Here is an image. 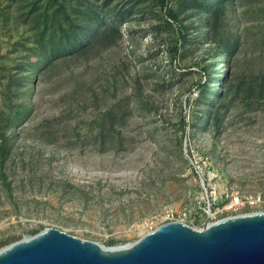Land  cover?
Returning a JSON list of instances; mask_svg holds the SVG:
<instances>
[{
    "label": "rangeland",
    "instance_id": "1",
    "mask_svg": "<svg viewBox=\"0 0 264 264\" xmlns=\"http://www.w3.org/2000/svg\"><path fill=\"white\" fill-rule=\"evenodd\" d=\"M245 9L253 11L252 6L237 7L228 17L232 29L247 41L245 51L233 59L235 71L264 68V57L255 46L264 33V19L259 17V28L252 13L241 15ZM121 31L122 40L100 58L64 71L49 84L37 79L30 85L31 94L15 99V103L32 102L34 110L21 127L13 129V160L21 166L25 153L24 158L32 157L33 167L29 172L19 170L14 179L16 206L6 203L5 196L0 199V242L13 243L39 228H54L104 246L114 240L117 245L112 247H121L168 223V217L176 219L182 211L190 214L186 224L195 229L228 217L264 212L262 207H227L231 195L264 196V115H235L218 133L198 132L184 141L183 158L171 154L174 135L166 122L176 121L178 101L184 103L189 95L185 88L199 76L188 77L184 86L179 82L165 87L175 79L166 50L168 34L157 18L130 22ZM17 39L13 31L0 33V112L6 110L5 76L16 73L11 66L17 56L13 51L18 48ZM225 60L218 61L221 71L226 69ZM136 80L142 107L134 109L126 129V151L98 153L92 144L80 143L67 150L39 138L41 124L58 117L72 102L73 93L85 89L84 84L93 89L101 105L113 90L118 98L133 101ZM104 87L109 88L108 94ZM11 89L16 93L14 86ZM191 90L195 98L197 92L194 87ZM91 113L79 114V120L89 121ZM85 131L86 126L80 124L79 132ZM191 150L206 158L202 166L218 176L214 201L208 202L200 188L191 165L194 159L187 158ZM58 182H67L73 189L63 190Z\"/></svg>",
    "mask_w": 264,
    "mask_h": 264
},
{
    "label": "trees",
    "instance_id": "2",
    "mask_svg": "<svg viewBox=\"0 0 264 264\" xmlns=\"http://www.w3.org/2000/svg\"><path fill=\"white\" fill-rule=\"evenodd\" d=\"M261 2L264 0H0V33L9 35L13 31L18 35L14 44L18 48L13 50L17 56L11 66L16 73L5 76L6 110L0 112V199L5 196L6 203L16 206L13 192L18 186L14 179L19 170L29 172L33 167L32 157L24 158L25 153L20 158L21 166H15L13 160V129L21 127L34 110L32 102L15 103V99L31 94L30 85L37 79L49 84L64 71L100 58L122 40V27L133 21L157 18L168 34L166 50L175 81L170 79L165 87L172 88L179 82L184 86L188 77L199 76L185 88L189 95L183 104L178 98L176 121L166 122L174 135L171 154L183 158L184 141L189 142L198 132L218 133L235 115H264V68L234 70L233 59L245 51L247 41L228 22L237 7L248 5L253 11L245 9L241 15L252 13L256 26L262 27ZM256 41L263 58L264 33ZM222 58H226L224 71L218 68ZM85 85L81 93H73L72 102L58 117L41 124L39 138L67 150L80 143L92 144L98 153L126 151V129L142 101L138 80L133 101L118 98L113 90L101 105L93 89ZM192 87L197 92L195 98ZM108 92L104 87V93ZM87 110L92 112L89 121L79 120V114ZM80 124L86 126L83 135ZM58 184L63 190L73 189L67 182ZM42 230L32 231L31 236ZM9 244L10 240L2 241L0 247ZM115 245L114 240L107 243L108 247Z\"/></svg>",
    "mask_w": 264,
    "mask_h": 264
},
{
    "label": "water",
    "instance_id": "3",
    "mask_svg": "<svg viewBox=\"0 0 264 264\" xmlns=\"http://www.w3.org/2000/svg\"><path fill=\"white\" fill-rule=\"evenodd\" d=\"M0 264H264V212L202 229L168 222L121 247L46 228L0 249Z\"/></svg>",
    "mask_w": 264,
    "mask_h": 264
},
{
    "label": "built area",
    "instance_id": "4",
    "mask_svg": "<svg viewBox=\"0 0 264 264\" xmlns=\"http://www.w3.org/2000/svg\"><path fill=\"white\" fill-rule=\"evenodd\" d=\"M191 153H192L191 159L192 157L194 159L191 165L200 183V188L203 190L204 194L206 195L208 202L210 201V199L214 201L218 190L216 183L218 176L213 171L208 170L206 166H202L203 164H205L206 158H202L201 156H198V154L196 155V153H193V150H191ZM225 199H228L226 192H225ZM229 199L230 200L228 202L227 207L232 209L249 208L253 210V209H259L261 207L264 208V196L261 195L254 197L231 195ZM258 212H263V211H258ZM189 217L190 214L188 212L182 211L177 215L176 219H174L173 216L168 218L170 219L169 222H180L186 224Z\"/></svg>",
    "mask_w": 264,
    "mask_h": 264
}]
</instances>
